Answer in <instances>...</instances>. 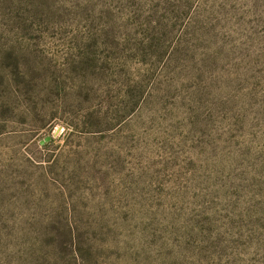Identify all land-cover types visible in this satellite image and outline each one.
Instances as JSON below:
<instances>
[{"label":"rangeland","instance_id":"obj_1","mask_svg":"<svg viewBox=\"0 0 264 264\" xmlns=\"http://www.w3.org/2000/svg\"><path fill=\"white\" fill-rule=\"evenodd\" d=\"M0 264H264V0H0Z\"/></svg>","mask_w":264,"mask_h":264},{"label":"trees","instance_id":"obj_2","mask_svg":"<svg viewBox=\"0 0 264 264\" xmlns=\"http://www.w3.org/2000/svg\"><path fill=\"white\" fill-rule=\"evenodd\" d=\"M75 234L72 233V236H71V239L69 241L70 244H72V246L75 245V237H74ZM61 235H57L58 238H60ZM56 237V238H57ZM50 247H48V250H49ZM52 250V249H51ZM50 252V251H49ZM81 254V259H83V255H82V252H80ZM49 258V257H48Z\"/></svg>","mask_w":264,"mask_h":264}]
</instances>
